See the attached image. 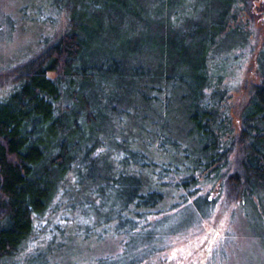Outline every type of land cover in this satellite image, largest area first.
I'll return each mask as SVG.
<instances>
[{
	"label": "trees",
	"instance_id": "obj_1",
	"mask_svg": "<svg viewBox=\"0 0 264 264\" xmlns=\"http://www.w3.org/2000/svg\"><path fill=\"white\" fill-rule=\"evenodd\" d=\"M254 1L87 0L51 45L1 71L15 86L0 100V264H58L65 240L53 245L54 229L76 215L117 221L137 249L149 246L167 234L174 193L214 210L224 187L238 210L264 215V0L258 15ZM249 46L234 88V51ZM60 208L49 240L24 251ZM148 214L159 217L142 223Z\"/></svg>",
	"mask_w": 264,
	"mask_h": 264
},
{
	"label": "rangeland",
	"instance_id": "obj_2",
	"mask_svg": "<svg viewBox=\"0 0 264 264\" xmlns=\"http://www.w3.org/2000/svg\"><path fill=\"white\" fill-rule=\"evenodd\" d=\"M48 1L0 0L1 101L6 98L9 92H12L11 89L15 86L14 82L5 84L8 76L6 73L2 75L1 71L27 60L40 50L45 41L51 45L61 36L60 34L72 26L70 25L72 24L70 14L73 13L71 5L77 6L79 14L86 11L84 9L87 0H70V5L63 4L58 9L54 5L50 8ZM260 1L253 2L255 8L253 12L257 15L259 11L261 12L262 3ZM234 53L240 56V61L243 60V62L240 64L235 62V65L229 70L231 75L228 83L232 87L238 88L246 80L247 70L250 68L251 48L249 46L244 50L234 51ZM235 97H239L237 103L243 97V91L235 93ZM246 98L247 96L240 103H243ZM234 107L238 110L239 103ZM166 190L168 192L171 189ZM203 191L206 194L209 188ZM72 193L73 191L70 192V195ZM174 194L175 199L170 204L163 206L166 210L165 213H162L165 215L162 217L161 226H165L167 229H161V231H166L167 234H157L161 237L157 236L153 243H156L157 240L158 243H152L142 248L140 246L137 249V241L130 238L128 234L130 228H122L126 225L113 220L93 223L95 222L93 218L90 220L91 222H88L89 219L76 215L73 222L77 220L87 222L73 223L70 220L68 223L59 225L64 231H61L60 228L54 229L56 232L52 240L53 245L59 247L60 242L65 240L63 253L54 255V260L56 259L58 264H130L134 258L133 250L136 248L138 250L135 253L138 258L137 264H264L263 213L261 214L255 207H250L245 203H242L238 210L236 199L232 200L234 194L229 190L224 191V187L212 205L214 210L211 206L204 208L202 200L194 202L189 197H183L178 193ZM63 197L61 207L74 201L73 196L69 197L68 194ZM55 200V198L52 199V202ZM60 209L55 214L56 216L51 217L50 215V220H42L43 224L38 226L39 229L27 241L28 244L23 245L24 251L44 245L49 240L51 232L47 231L43 235L45 233L43 231L52 228L53 223H59L58 216L64 211L62 208ZM237 211L240 212L239 215ZM196 216H202L203 219L195 218L190 223L191 219ZM156 217L159 215L148 214V217L141 221L152 224L156 222ZM141 221L138 223L141 224ZM204 231H211L207 248L195 251L196 241H200L198 235ZM104 232L107 233L104 235ZM142 242L151 243L145 237L142 238Z\"/></svg>",
	"mask_w": 264,
	"mask_h": 264
}]
</instances>
